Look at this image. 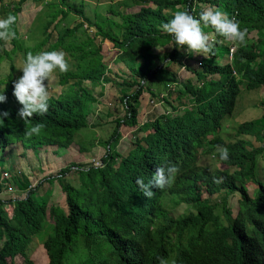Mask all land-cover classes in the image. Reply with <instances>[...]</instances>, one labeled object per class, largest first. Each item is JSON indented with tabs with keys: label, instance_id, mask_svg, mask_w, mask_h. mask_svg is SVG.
Returning a JSON list of instances; mask_svg holds the SVG:
<instances>
[{
	"label": "trees",
	"instance_id": "trees-1",
	"mask_svg": "<svg viewBox=\"0 0 264 264\" xmlns=\"http://www.w3.org/2000/svg\"><path fill=\"white\" fill-rule=\"evenodd\" d=\"M137 1L140 11L134 14L121 13L119 6L109 8V12L121 15L122 23H116L107 16L97 24L98 34L119 50L118 62L129 63L127 67L130 72V79H125L130 86L128 92L122 94L116 104L118 110H124L125 116L114 119L112 123L115 124L107 129L108 140L99 141L98 144L115 146L121 136V126L137 125L136 103L147 91L153 96H159L157 99L165 101L175 113L162 115L152 121L150 124L153 130L136 140V146L128 156H122L116 151L108 152L103 159V168L79 173L77 184L67 181L60 183L66 196L65 210L60 206L49 207L46 199L37 201L28 197L26 200L15 201L11 207L12 217H9L6 209L9 201L0 199V243H3L0 247V264H9V260L14 263L18 256L25 257V262L32 264L27 254L35 238L44 244L50 264H139L137 256L133 257V251L136 250L138 255L140 248L149 245L136 246L142 240L148 242L150 234L157 233L161 238L166 236L158 229V225L164 224L166 232L171 227L176 229L174 233H178L182 223L188 222L190 215H179V207L190 202V184L199 177L195 167L200 153L209 154L221 143V131L225 130L223 121L234 114L243 90L254 91L264 86V31L257 40L249 41L246 33L243 43L230 44L216 34L211 26H202V31L208 37L214 33L215 40L212 44L213 52L208 58L200 55L195 58L200 64L195 68L190 64L194 55L186 48L177 49L171 36L161 28V23L171 19L177 7L198 16L199 6L206 4L224 11L230 18H235L241 28L250 30L251 20L243 10L259 9L264 12V0H247L250 4L242 6L238 5L237 0H127L122 7L131 8ZM82 15L91 20L84 11ZM15 18L12 28L17 35L15 25L18 18ZM122 26L124 33L119 37L118 29ZM40 29L44 36L48 35L45 25ZM261 30H264V25ZM54 38L55 35L51 39ZM44 43L48 41L44 40ZM170 44L173 46L171 52L161 56L154 54L155 49ZM89 45V42L81 39L72 41L75 50L72 55L75 61L73 76L94 73L96 76L91 75L90 78L98 82L101 79L97 80L96 77L105 73V67L102 56L96 50L93 52L89 49ZM232 46L235 47L232 59H226V63L221 64L229 56ZM81 50L85 54L84 51L78 53ZM34 52L37 53L36 50ZM182 68L188 70L193 79L189 78L181 87H176L179 100L170 103L164 94L157 95L154 91L162 90L163 85L166 90L168 85H178L176 76ZM142 80L146 81L147 86ZM131 87L135 90H131ZM68 97L75 100L74 93ZM89 101L93 99L82 103L79 110L73 113L74 116L68 117V114L61 118H51L34 115L28 125H24L17 115L12 116L14 113L9 114L14 118L13 124L19 128L30 127L35 123L55 125L59 122V126H63V133H57L56 139L55 134L43 128V142L45 145L56 144L65 148L75 142L77 132L86 129L85 118L90 115L87 113ZM52 120H55L54 124ZM17 121H20L21 126L16 124ZM241 131H246V127H242ZM5 134L3 136L7 138ZM169 164L179 169L172 187L152 189L153 195L145 197L137 189L135 180L140 177L147 183L156 168ZM68 176L64 174L55 179L60 182ZM20 185L25 188L28 181ZM195 202L200 204L201 201ZM171 213L179 216H171ZM48 218L51 222H48ZM178 219L180 222H177ZM246 221L251 231L245 236L243 228L246 227ZM152 223L157 229L150 231L147 226ZM240 223L233 230L226 225L232 236V242L227 244L224 243L226 230L217 218L216 236L221 240L213 243L216 251L213 249L210 256L213 254L214 263L219 264L232 254L234 264H264V193H260L258 200L249 201L245 218ZM192 225L200 232L198 224ZM140 227L142 232H146L142 240L136 233Z\"/></svg>",
	"mask_w": 264,
	"mask_h": 264
},
{
	"label": "clouds",
	"instance_id": "clouds-1",
	"mask_svg": "<svg viewBox=\"0 0 264 264\" xmlns=\"http://www.w3.org/2000/svg\"><path fill=\"white\" fill-rule=\"evenodd\" d=\"M50 1L56 3V8L53 10L56 11V13L43 10L38 19L35 18L33 27H30L32 28V31H36L35 33H43V31L39 32V30L37 29L43 28L45 25V29L49 31V33H46L48 35L44 36L43 34H38L37 37L42 40H47V44L43 42L34 44L30 42V38H28L29 40H26L23 38V36L15 37V32L12 28L16 19L15 17H17L19 20L20 13L23 11V7L28 1L11 0V3H8L7 7V12L11 15L0 18V53H6L8 51L4 47V41L13 38L17 45L16 49L14 48L9 51L10 57H14L19 54L23 56L24 54H26L24 62L19 71H13L12 69H10V65L6 61L4 65L8 66L9 69L7 72L0 74V109H2V111L0 112V142L2 143L0 144V152H3L5 148L8 149L10 146L18 143H21L24 150L33 148L27 146L29 143H34L46 148L58 147L60 150L64 151L70 149L76 143V139L75 142H72L65 148L60 147L56 144L45 145L41 133L43 126L40 123H35L30 127H25L23 134L26 139L32 136H37V138L35 139L36 141H26V139H22L19 137V128L10 126L8 122L5 121V119L9 118V109L13 110L19 108L17 111V117L23 121L24 125H28L30 119L34 115L42 117L48 112L49 96L52 93V91H48V83H50L49 80L52 79L56 72L59 73H56V75L53 77V80H57L60 73L66 72L67 70L73 71V65L75 62L74 58L72 57L75 52V50L72 48L73 40L81 39L83 41L89 42L90 45L88 46V48L93 50V52L96 50L97 54L100 53V55L102 56V60L104 61V54L101 49V44L98 46L94 43L95 39L98 37L101 38L104 42L108 41L104 40L102 36L98 34V22L102 21L104 17L108 16L107 14L103 15L99 12L98 5L100 4V0ZM93 1H96L97 3L93 4ZM237 1L238 5L240 6L250 4V2H248L247 0ZM0 3L2 4L1 11L4 10L3 13H5V0H0ZM83 11L86 13V16L92 21L86 19L85 16L82 15ZM243 11L245 12L244 14L251 20L252 27H250V30H248L247 28H241L239 22L235 20V18H230L227 13L218 8H213L212 6L205 8L198 14V16H194L189 11L172 12L173 14L171 19H169L167 22H162L161 28L166 34L171 36L172 43L175 44L177 49L186 48L187 51L192 55H200L208 58V56L213 52V45L209 41L208 35H206L202 31V26L205 28L211 26L216 34L223 37L226 41H229L230 44L233 42L243 43L246 38V33H248L247 38L249 39V41L257 40L259 38V34L264 31L261 30L262 26L264 25V12L259 9L254 10L248 8L244 9ZM233 12L235 14H238V12L235 10H233ZM109 15L111 17H108L110 19H114L116 23L123 22V18L121 17V15L115 14L111 11L109 12ZM42 17L43 22L39 27L38 22ZM75 17H79L80 19H82V21L78 22L74 27H71L70 24ZM115 18H119L121 21L119 22ZM17 23L18 21L16 22L15 26H17ZM55 23H57V29L59 30V32L57 33L55 42H53L51 40L52 32H50V29ZM74 33H78V35H75ZM123 33L124 28L122 26L118 29L119 37H122ZM253 33H255L257 37L250 38V35ZM213 39L214 37L212 38V40ZM21 40L28 42V44L26 46H21ZM108 42L111 43L110 41ZM57 43H59L60 45V50L41 51V48H47L46 46L49 47ZM35 49H38L39 52L35 53ZM83 51L84 50H81L78 53L81 54L83 53ZM15 53L16 55H14ZM1 57L3 58V56ZM66 57H68L69 59V64ZM199 66L200 64L198 65V67ZM12 72H14V74L18 73V75L16 74L15 76ZM19 72H21V75L19 74ZM80 78L82 82L76 83V85H79V87L81 88H84L86 84H91L89 82H92V85L98 84L97 81L93 79H91L90 81H86L84 75H80ZM145 82L146 81H144V83ZM179 85H182V83H179ZM129 87V84L125 83V91H123V94L128 92L127 88ZM49 89L52 90V88L50 87ZM58 89L66 88L59 87ZM131 90H135V88L131 87ZM168 90H171L169 85ZM8 92H11L14 97H7ZM255 118L257 117H254L252 119ZM252 119L244 121L243 123L240 122L238 131L233 139L231 138V136L226 138L221 135L222 141L217 145L216 149L213 152L209 154L200 153L199 161L195 167V173H198L199 177L197 178V180L192 181L190 184V187L192 188L191 198H189V207L187 206L188 209L186 210L189 215L198 218H202L203 216L204 219H212L214 216L225 217L227 220L226 225H229L233 230V227L235 228L236 226L240 225L242 219L245 218V211L248 207L249 201L258 200L260 193H264V185H254L255 181L258 179L262 178L264 181V166H262V164L264 165V162L262 164L258 163V157L255 153L260 152V150L264 148V121L259 122L261 118H258L256 120ZM225 121L226 119L223 121V127H225ZM244 126L246 127V131L242 132L241 128ZM2 134H5L7 138L2 136ZM120 140L121 136L117 145L108 147L104 146V148L106 149L105 156L108 154V152L114 151L120 154V152H118L117 150L120 144ZM97 145L99 144L97 143ZM39 146H36L35 148L37 149ZM234 148H236V152L232 151V149ZM81 150L86 151L85 148H81ZM35 156H38V154H35ZM203 157L210 158V162H213H209L208 167L203 166L200 163V159ZM103 159L89 161L87 165L74 164L72 166L65 167L61 170L58 176L62 177L64 174L70 175L75 173L78 177L79 173L88 172L92 168L101 169L104 167ZM0 160H2V158H0ZM8 165H12L14 170L7 167ZM230 165L235 166L233 168H229ZM224 167L227 168L226 171H224ZM38 169H40V167ZM178 172L179 169L176 165L169 164L166 167H158L153 173L151 179L147 181V183L143 178L138 177L135 180V185L145 197L150 198L153 195L152 189L163 190L172 187ZM13 174L16 176L18 174H21V176L25 175V173L18 171L14 164H10L6 160L0 163V196L7 193L8 189L10 188L13 189L12 191L7 193L10 195H15L18 190L26 191L25 198L21 199L16 198L15 196L11 197L8 200L9 206L12 207L15 201L26 200L28 199V197L37 201L46 199L49 201V207L52 205L56 207L59 206V204L55 203L52 200L53 188H56V186H58L63 193L61 185L55 179V177L40 178L41 181L38 182H34L32 178H24L23 180L17 178L12 181L11 175ZM68 178H65L64 181H67L66 179ZM25 180L28 181V186L22 188L20 184ZM222 180H232L234 183V187H232L230 191L220 190L217 182ZM49 185L54 186L46 187ZM16 186L17 188H15ZM42 187H44L45 189L44 194H42L41 191ZM251 187H254L253 191H251ZM48 188H50L49 191H47ZM196 190L202 191L196 193ZM193 192L195 193V196L192 194ZM188 194L189 192H187V195ZM225 196H227L226 199L224 198ZM195 200L201 201L200 203H203L204 207L202 206V204L195 202ZM64 202H66V199L64 200ZM233 208H235L236 213L232 214V211L234 210ZM171 214L172 216L175 215V213ZM9 217L12 216L9 215ZM48 222H51L49 218ZM147 227L150 229V231H152L153 229H157L153 223L148 225ZM164 233L167 234V232ZM179 233L182 237L185 236L181 230H179ZM137 234L142 240V233ZM175 234L178 233H170L171 236ZM155 235L158 234L156 233ZM155 235L150 234V236ZM144 245L149 246L140 248L138 251V255H136V250L133 251V257L137 256V261L139 264H148L147 258L150 253H143V250L150 247V243H145L142 240V242L139 243L136 247ZM159 264H167V260L164 258H160Z\"/></svg>",
	"mask_w": 264,
	"mask_h": 264
},
{
	"label": "rangeland",
	"instance_id": "rangeland-1",
	"mask_svg": "<svg viewBox=\"0 0 264 264\" xmlns=\"http://www.w3.org/2000/svg\"><path fill=\"white\" fill-rule=\"evenodd\" d=\"M42 2L48 1V0H41ZM5 3H11V0H5ZM96 1H93V4H96ZM127 3V0H100V4L98 5L99 12L103 15H109V7L110 5L113 7H120V11L123 14H132L137 13L140 11L139 2L137 1V4L134 5L131 8L122 7ZM195 5V4H194ZM8 4L6 5V12L4 10L1 11L2 4L0 3V18L8 16L7 12ZM153 7V6H152ZM211 6H208L206 4H201L199 6L200 12L203 11L205 8H208ZM194 8V6H193ZM214 8V7H213ZM44 9V5L39 3V1L30 0L28 1L24 7L23 11L20 13V17L17 23V29L23 30L24 36L23 38L26 40V36L30 38V42L34 44L42 43V39H39L37 36L38 34L42 33H35L36 31H33L32 37L30 34L32 33L33 22L42 13ZM176 11H183L182 7H177L174 12ZM167 13V11L165 12ZM117 21H121L119 18H115ZM82 21L79 17H75L71 22V27H74L78 22ZM43 22V17L39 20L38 26L40 27ZM202 30L204 28L202 27ZM40 32V30H39ZM50 32H52V36H57L56 34L59 32L57 29V23H55L51 29ZM81 34V33H79ZM214 36V33H211L209 36V41L213 44L214 39L212 40ZM257 37L255 33L250 35V38ZM52 38V37H51ZM10 40L4 41L5 43V49L10 51L13 47V44L10 43ZM53 42H55L56 38L51 39ZM94 43L96 45L101 44V49L104 54V62L103 64H106L110 69H112V72L109 71L107 74L108 79H115L117 82H121L123 79H126V77H129V70L125 64H119L116 62L118 55L120 54L118 49L114 48L113 44L109 43L108 41H102L101 38H96ZM21 46H26L28 42L21 40L20 41ZM229 44V43H228ZM48 47V46H46ZM1 50V47H0ZM173 50L172 44L165 48H158L154 50L155 55H163L164 53H169ZM17 53V52H16ZM16 53L14 55H16ZM186 54V53H185ZM198 55H194V58H197ZM15 57V66H21L23 64L22 55H16ZM230 57H225L221 64L226 63V59H229ZM191 66L198 67L199 61L194 59L190 62ZM9 69L8 66L4 65L2 68H0V74H3L7 72ZM18 75V73H16ZM16 74H14L16 76ZM104 75V74H103ZM102 75V76H103ZM179 80V83L184 84L187 79H193V75L186 69H181L178 72V75L176 76ZM211 79V78H210ZM90 89L93 92V96L95 97L96 101L94 104H92L90 108V115L88 117V122L90 126H94L96 128L91 129L90 131L92 134H94L93 137L92 134H88V130H83L80 133H83L82 136H79L76 138V143L67 151L60 150L58 147H42L34 143H29L27 146L33 147L31 149H23V146L21 143L15 144L10 146L2 156V160H0V163H2L4 160H6L10 164H14L18 171H21L22 173H25V175L18 174L11 175V180L14 181L15 179H21L24 178H32L34 182L41 181L40 178L44 177H55L60 174L61 170L65 167L72 166L74 164L77 165H87L89 161H96L98 159H103L106 154V149L103 145H97L98 141H107L108 140V130L110 128V125H114L112 122L115 121L114 119L123 118L125 116V112L122 109L118 110V107L116 104L118 103V97L122 95L123 93L122 88L118 85L114 84H97L92 85L88 84ZM164 86V85H163ZM162 86V87H163ZM172 90L162 89L161 95L164 94L165 99H167L168 102L173 103V101H178V95H177V89L176 87H181L179 84L174 85L172 84ZM49 88V87H48ZM51 88V86H50ZM123 91H125L123 89ZM157 94V92L155 91ZM160 95V94H157ZM243 95V96H242ZM242 96V97H241ZM113 97V98H112ZM159 97V96H157ZM156 96H153L152 94H143L142 97H140L138 103H137V126L136 127H126L125 125L120 127V134H121V140L120 144L117 148L118 152L122 156H128L129 152L135 148V142L138 138H141L143 136H146L148 133H150L153 129L151 127V122L154 121L156 118H159L162 115L165 114H174L175 111L171 109V107L162 100H158ZM120 98V97H119ZM186 101V99H185ZM104 107V110L102 109ZM108 109H107V108ZM108 113H111V116H108ZM254 117H257L255 119H252ZM258 118H261L259 122L264 121V87L261 89H257L254 91H247L243 90V93L238 98L237 107L234 112V114L231 117H227L225 121V130L221 131V135L228 138L231 136H235V134L238 131V128L240 126V122L248 121L249 119L256 120ZM116 119V120H117ZM250 120V121H252ZM109 124V125H108ZM104 125V126H103ZM108 125V126H107ZM107 128V129H106ZM95 135L98 137L95 138ZM24 139L23 137H20ZM26 141H36L34 138L29 137L26 139ZM36 146H39L37 149ZM81 148H85L86 151H82ZM30 151V152H27ZM35 154H38V156H35ZM206 156V155H205ZM210 158L203 157L200 159V163L203 166H209ZM213 162V161H212ZM210 162V163H212ZM259 162L262 164L264 162V157H259ZM262 166H264L262 164ZM7 167L13 169L12 165H8ZM40 167V169H38ZM45 175V176H43ZM68 178V177H66ZM65 180V179H64ZM62 181H58L59 184L62 183ZM68 182H72L73 184H77L78 177L77 175L70 174L69 178L66 179ZM54 186V185H52ZM52 186H46V187H52ZM78 186V185H74ZM17 188V186L15 187ZM50 188H48L47 191H49ZM251 191H253L254 187L250 188ZM13 189H8L7 193L12 191ZM42 194H44L45 189L42 187L41 189ZM46 191V192H47ZM20 194H19V193ZM2 194L0 196V199H7L9 200L11 197L16 198H25L26 197V191L24 190H18L15 195L10 194ZM66 197L61 192V189L56 186V188H53V197L52 200L59 204L61 208L64 210L67 209V204L64 202ZM7 212L10 216H12L13 208L11 209V206H7ZM232 211L233 213H236L235 208ZM180 214L185 213L187 210V207L184 205V208L180 207ZM150 213V212H149ZM36 239V240H35ZM33 243H31L28 246V254L27 258L31 261L32 264H49V257L45 250L44 244L39 241L37 238H35ZM2 243H0L1 247ZM9 264H28L25 262V257L18 256L15 259L14 263H11L9 260Z\"/></svg>",
	"mask_w": 264,
	"mask_h": 264
},
{
	"label": "water",
	"instance_id": "water-1",
	"mask_svg": "<svg viewBox=\"0 0 264 264\" xmlns=\"http://www.w3.org/2000/svg\"><path fill=\"white\" fill-rule=\"evenodd\" d=\"M26 1H30V0H26ZM34 1L35 2L39 1V3L44 5V9H43L44 11H47V12L52 11L53 13H56V11H53L56 8V3L51 2L50 0L45 1V2H42L41 0H34ZM37 30H41V29H37ZM74 34L78 35V33H74ZM58 44L51 45L47 48H41V51L42 50L43 51L60 50L61 49L60 46L55 47ZM233 46H235V45H233ZM233 46L231 47V51H230V54L228 56V57H230L229 59H232V55L235 51V47H233ZM25 56H26V54H24L22 56L23 60L25 59ZM118 57H119V55H118ZM66 59H67L68 64H69L68 57H66ZM118 59L119 58H117L116 62L119 64H125L126 66L129 64V63L118 62ZM103 62L104 61H102V64H103ZM21 66L19 67V66H15V64H13L10 66V69H12L13 71H19ZM103 66L105 67L104 75L103 76L99 75L96 78H97V80H98V78H100L101 80H106V81H98L97 83L98 84H104V85H107V84H114V85H118V86L121 85L120 86L122 88L121 92L123 93L124 87L122 85H125V83H126L125 79H123L121 82H117L115 79H112V80L108 79L106 76L109 73V71L112 72V69H110L106 64H103ZM128 70H129V68H128ZM12 73L14 74V72H12ZM56 73H59V72H56ZM56 73L54 74V76L56 75ZM19 74L21 75V72H19ZM73 75H74L73 71L67 70L66 72L60 73L59 78L57 80H53L54 76L52 77V79L49 80L50 83H48V87L51 86L52 90H50L48 88V91H52V93L49 96L48 112L46 114H44L43 116H45V117L55 116L56 118L65 117V115H68V114H69L68 117L74 116L73 113L75 111L79 110V108L81 107V104L92 98L93 101H89L88 110H87L88 111L87 113H90V108H91L92 104L97 102L95 97L93 96V92L87 84L84 86V88H81V87H79V85H76V83H81L82 81H81L80 76L74 77ZM85 75H87V76H84L86 81H90L92 79V78H90L91 75L93 77L96 76V74H94V73L85 74ZM126 79H130V72H129V77H126ZM89 83L92 84V82H89ZM145 86H147L146 82H145ZM59 87H65L66 89H58ZM169 87L172 88L171 85H169ZM162 89H164V88L162 87ZM164 90H166V89H164ZM160 91H161V89H156V92L161 95ZM72 92L75 95V100L74 99H67V98H69L68 96H70V94H73ZM145 93L149 94L148 91ZM162 96H163V94H162ZM7 97H14V96L11 92H8ZM65 97H66V99H65ZM119 97L121 98L122 95H120ZM119 97H118V99H119ZM160 98H162V97H160ZM104 107L105 106H103V108H102L103 110H104ZM9 110H11V109H9ZM8 124L10 126L19 128L15 124H11V123H8ZM16 124H19L21 126L20 121H17ZM55 125L57 127H59V129H60L59 131L61 132L63 129V126H59V122H56ZM85 125H86V127L89 126L88 125V117L85 118ZM45 128L48 129V124H45L44 129ZM64 128H65V126H64ZM83 129H81L80 131H82ZM24 130H25V128H19V137H23L24 139H26L24 134H23ZM48 130L51 133L55 134L56 139H58V137L56 136V134L59 133L58 131H56L54 129H48ZM41 133H43V128L41 130ZM87 133L92 134L90 131H88ZM76 134H81V133L77 132ZM82 135H80V136H82ZM93 136H94V134H92L91 137H93ZM77 137H79V136H77ZM77 137H75V139ZM32 138L36 139L37 136H32ZM95 138L98 139V137L96 135H95ZM6 150L7 149L5 148L4 151H6ZM185 206L189 207L188 201L185 203ZM188 207H187V209H188ZM184 214H185V216H187L188 212L182 213L180 215H184ZM176 215H177V213H175L174 216H176ZM171 216H172V214H171ZM217 218H219V222L221 223V225H223V227L227 233V237H226L224 243L230 244L232 242V236L230 234L231 230H229V228L226 226L227 220L225 217L214 216L212 219H209V218L204 219L203 216H202V218H198V217L190 215V218H188V222L182 223V225L180 226V230L182 231V233H184V235H186V239H183V237L180 235L179 232H178V234L170 236V233H172L176 230V229L170 227L171 224L169 225L170 228H169V231L167 232V234L165 236V239L160 238L158 235L149 236L148 242L150 243V247L143 250V253H150L148 255V258H147L148 264H159L160 258L166 259L167 264H218L217 262L214 263L213 254L210 256V254L213 253V249H214V251H216V249L213 247V243L221 240V238L216 236L217 229H218V227L216 225ZM203 222H204V224L201 227V224ZM192 224H198L200 227V232ZM244 226H246L245 229L243 228V232H244L245 236L249 235L250 231H251L249 223L246 221ZM167 237H169V238H167ZM228 256H229V254H228ZM225 261H226V263H224ZM219 264H234V256L231 254L230 257H225L223 259V262H221ZM237 264H243V263L238 262Z\"/></svg>",
	"mask_w": 264,
	"mask_h": 264
},
{
	"label": "bare ground",
	"instance_id": "bare-ground-1",
	"mask_svg": "<svg viewBox=\"0 0 264 264\" xmlns=\"http://www.w3.org/2000/svg\"><path fill=\"white\" fill-rule=\"evenodd\" d=\"M8 3H5V6L7 5ZM8 15H9V13H8ZM24 34V32H23V30L21 29V30H17V35H15V37H18V36H24L23 35ZM43 34V33H42ZM32 35H33V31H32V33L30 34V36L32 37ZM57 35V34H56ZM14 37V38H15ZM27 37V39H28V36H26ZM55 37H57V36H55ZM43 41V43H44V40H42ZM10 43L11 44H13V47H12V49H16V42L14 41V39L12 38L11 40H10ZM36 50V52H39L38 51V49H35ZM1 56H3V58L1 57ZM5 58V59H4ZM23 59V58H22ZM8 62L9 63V65L11 66V65H13L14 64V62H15V58L14 57H10V52L9 51H7L6 53H0V68H2L3 66H4V64H5V62ZM23 62H24V60H22ZM71 61H73V60H71ZM71 63V62H70ZM14 75V74H13ZM123 87H125V86H123ZM18 109L19 108H16V109H13V110H10V114H11V112L12 113H14V115H12V116H15V115H17V111H18ZM2 111V109H0V112ZM10 114H9V118H6L5 119V121L6 122H8V123H11V124H13V122L12 121H14V118L13 117H11L10 116ZM16 117V116H15ZM89 117V116H88ZM110 117V116H109ZM52 118V117H51ZM67 120V119H66ZM22 121V120H21ZM54 122H55V120L53 121L52 120V123L54 124ZM22 123H23V121H22ZM88 125L89 126H87L86 127V129L85 130H88V131H90L91 129H94V128H96V127H94L93 125L92 126H90V124H89V122H88ZM43 127L42 128H44L45 127V125H42ZM104 126V125H103ZM108 126V125H107ZM48 129H54V130H56V131H58V132H60L59 130V127H56L55 125H50V124H48ZM47 129V130H48ZM107 129V128H106ZM62 132V131H61ZM60 132V133H61ZM91 132V131H90ZM92 133V132H91ZM2 136H3V134H2ZM77 136H79V134H77L76 135V137ZM211 141V140H210ZM263 150H260V152H257L256 153V156L258 157V163H260L259 162V157H261V158H263L264 157V148H262ZM195 151V150H194ZM6 151H3V152H0V158H1V156L5 153ZM196 152V151H195ZM235 165H230L229 166V168H233ZM227 170V168L226 167H224V171H226ZM55 178H60V176H55ZM217 184H218V187H219V189L220 190H223V191H230V189L232 188V187H234V183H233V181L232 180H229V181H224V180H222V181H219V182H217ZM264 185V181H263V179L261 178V179H258V180H256L255 181V183H254V185L256 186V185ZM186 186V185H185ZM186 189V188H185ZM196 191H198V192H201L202 190H196ZM194 193V192H193ZM192 193V194H193ZM197 193V192H196ZM194 195V194H193ZM226 197L227 196H225L224 198L226 199ZM3 200H5V201H8L7 199H4L3 198ZM181 201V200H180ZM184 202H185V200H184ZM200 204H202V206L204 207V205H203V203H200ZM184 205V204H183ZM183 205H180V207L181 206H183ZM179 207V208H180ZM184 207V206H183ZM165 209V208H164ZM176 209V208H175ZM174 210V209H173ZM177 210V209H176ZM152 212H150L149 214H151ZM178 214H180V213H178ZM178 214L176 215V216H178ZM177 222H180V219H178V221ZM174 227V226H173ZM158 229L159 230H161V231H163V232H166L165 231V226H164V224H161V225H158ZM136 233H142V235H145V230L142 232V227H140L138 230H136Z\"/></svg>",
	"mask_w": 264,
	"mask_h": 264
}]
</instances>
